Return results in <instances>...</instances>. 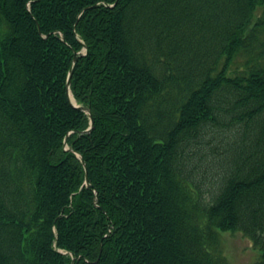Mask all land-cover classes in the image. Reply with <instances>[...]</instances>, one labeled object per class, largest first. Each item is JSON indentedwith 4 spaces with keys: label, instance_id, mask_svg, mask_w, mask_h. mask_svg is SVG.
<instances>
[{
    "label": "trees",
    "instance_id": "trees-1",
    "mask_svg": "<svg viewBox=\"0 0 264 264\" xmlns=\"http://www.w3.org/2000/svg\"><path fill=\"white\" fill-rule=\"evenodd\" d=\"M220 232L264 264V0H0V264H227Z\"/></svg>",
    "mask_w": 264,
    "mask_h": 264
},
{
    "label": "rangeland",
    "instance_id": "rangeland-1",
    "mask_svg": "<svg viewBox=\"0 0 264 264\" xmlns=\"http://www.w3.org/2000/svg\"><path fill=\"white\" fill-rule=\"evenodd\" d=\"M217 144L218 143L216 141H213L211 142L212 150L206 146L202 151H198L197 158L195 160V180L201 186L204 193L208 194L212 190V180L214 179L211 174V168L214 166V163L211 165V162L209 163L208 159L213 156V148ZM200 152L201 156L205 153L203 158L199 157ZM207 153L208 155L206 156ZM219 237V251L227 264H255L258 261L260 255L259 251L255 250L250 241L244 238L241 234L220 232Z\"/></svg>",
    "mask_w": 264,
    "mask_h": 264
},
{
    "label": "water",
    "instance_id": "water-1",
    "mask_svg": "<svg viewBox=\"0 0 264 264\" xmlns=\"http://www.w3.org/2000/svg\"><path fill=\"white\" fill-rule=\"evenodd\" d=\"M85 50V48H84ZM80 53H75L73 55V60H72V67L71 69L69 70V74H68V77H67V82H66V88H67V96H68V100H69V103L70 105L74 108V109H77L79 111H82L86 114L89 115V118H90V126L89 128L86 130V132H89L92 128H93V121H92V117L89 113V109L88 108H84V107H79V106H76L73 101L71 100V94H70V90H69V86H70V82H71V77H72V73H73V68H74V64L76 63V60H77V56L79 55ZM64 147H66V143L64 142ZM82 164L84 165V162L81 161ZM87 183V181H86Z\"/></svg>",
    "mask_w": 264,
    "mask_h": 264
}]
</instances>
